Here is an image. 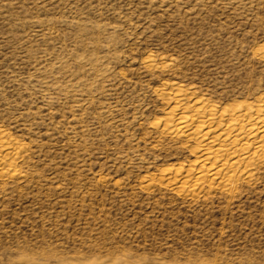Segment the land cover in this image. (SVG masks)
<instances>
[{
	"label": "rangeland",
	"instance_id": "obj_1",
	"mask_svg": "<svg viewBox=\"0 0 264 264\" xmlns=\"http://www.w3.org/2000/svg\"><path fill=\"white\" fill-rule=\"evenodd\" d=\"M0 264H264V0H0Z\"/></svg>",
	"mask_w": 264,
	"mask_h": 264
},
{
	"label": "bare ground",
	"instance_id": "obj_2",
	"mask_svg": "<svg viewBox=\"0 0 264 264\" xmlns=\"http://www.w3.org/2000/svg\"><path fill=\"white\" fill-rule=\"evenodd\" d=\"M254 130V129H253Z\"/></svg>",
	"mask_w": 264,
	"mask_h": 264
}]
</instances>
